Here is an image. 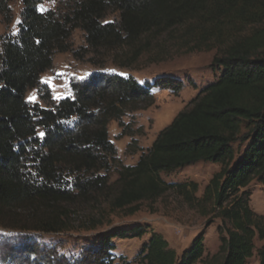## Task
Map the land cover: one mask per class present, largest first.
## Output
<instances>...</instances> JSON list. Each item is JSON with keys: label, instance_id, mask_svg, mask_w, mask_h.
<instances>
[{"label": "trees", "instance_id": "trees-1", "mask_svg": "<svg viewBox=\"0 0 264 264\" xmlns=\"http://www.w3.org/2000/svg\"><path fill=\"white\" fill-rule=\"evenodd\" d=\"M22 3L19 36L0 46V228L61 233L75 203L104 196L112 199V210L134 214L143 202L176 191L188 204L209 203L220 219L219 264H247L254 240H264V216L250 209L248 190L264 185V0H76L61 17L39 13L36 0ZM4 7L0 0L1 12ZM110 11L118 21L104 23ZM76 29L92 52L126 48L131 63L147 49L150 41L141 44L147 36L169 34L185 52L216 51L211 67L219 77L158 133L134 166L120 167L113 184L116 153L108 124L124 115L122 109L151 105L154 89L177 95L183 85L170 77L141 84L132 76L99 74L71 83L73 97L50 108L26 102L54 55L71 52ZM198 163L220 166L199 199L196 185L161 178ZM146 234L139 227L115 231L75 262L57 264H115L114 240ZM203 242L201 232L178 259L161 235L150 233L141 264H196L204 260ZM31 244L19 249L5 240L0 261L21 251L36 254ZM257 257L264 264V247Z\"/></svg>", "mask_w": 264, "mask_h": 264}, {"label": "rangeland", "instance_id": "rangeland-1", "mask_svg": "<svg viewBox=\"0 0 264 264\" xmlns=\"http://www.w3.org/2000/svg\"><path fill=\"white\" fill-rule=\"evenodd\" d=\"M39 13L52 12L57 17L67 13L76 0H36ZM5 7L0 11V46L7 39L19 36V24L23 11L22 0H2ZM118 21V14L109 12L104 23ZM179 32L173 34L177 35ZM150 41V42H148ZM147 49L135 63L125 61L129 49L92 52L87 48L84 33L76 29L69 39L71 52L56 53L52 68L39 78V87L28 90L25 101L50 108L53 103L72 98L71 83L87 80L99 74L132 76L137 82H153L157 78L170 77L180 81L182 90L176 95L170 90L157 88L152 91L151 105H134L122 109L124 115L118 121L108 124V138L115 148V162L109 172L110 184L117 178L121 166H134L139 157L146 153L158 133L167 127L175 116L183 111L197 93L214 82L219 72L211 67L216 51L185 52L178 50L172 36L164 34L158 38L145 37ZM220 166L212 163H198L185 167L171 175H161L168 183L196 185L194 197L199 199L213 174ZM115 186L112 192L115 191ZM192 192V188H189ZM250 209L264 216V185L253 183ZM91 202H78L67 212L65 230L56 234L10 231L0 228V244L5 240L14 248L24 243L35 244L36 254L25 252L7 256L0 264H57V261L75 262L85 250L97 240L118 230L139 227L146 230L142 238L114 240L115 264H141L143 245L150 233L161 235L178 259L199 233H204V260L196 264H219L217 228L220 219L211 211V205L188 204L176 191H170L154 203L143 202L137 212L111 209V198L96 197ZM33 246V245H32ZM255 250L247 264H258L257 251L264 247V240H254ZM51 257V258H48Z\"/></svg>", "mask_w": 264, "mask_h": 264}]
</instances>
